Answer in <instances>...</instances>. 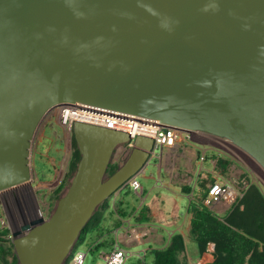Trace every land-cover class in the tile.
Instances as JSON below:
<instances>
[{
    "label": "water",
    "instance_id": "95a60500",
    "mask_svg": "<svg viewBox=\"0 0 264 264\" xmlns=\"http://www.w3.org/2000/svg\"><path fill=\"white\" fill-rule=\"evenodd\" d=\"M54 107L223 138L264 170V0H0V192L30 181V143ZM72 130L84 146L73 185L50 220L11 232L18 264H61L156 150L137 135L105 178L132 137Z\"/></svg>",
    "mask_w": 264,
    "mask_h": 264
},
{
    "label": "rangeland",
    "instance_id": "374dc122",
    "mask_svg": "<svg viewBox=\"0 0 264 264\" xmlns=\"http://www.w3.org/2000/svg\"><path fill=\"white\" fill-rule=\"evenodd\" d=\"M68 110L72 109L54 107L43 116L38 124L29 148L28 163L31 175L30 181L0 192V228L7 229L10 235L11 232L18 230L23 224L31 220L38 218H42L45 222L50 220L58 207L59 201L68 193L73 185L79 164L76 170L71 173L70 163L73 154L71 139L74 121L71 120L67 112H65ZM80 112L95 114V112L90 111ZM98 119L102 120L103 116ZM111 120L114 121L113 119ZM152 133H149L147 136H151ZM127 134L131 136L129 132ZM190 137L192 142L190 141L188 143L193 147H196V144H194L195 142L202 146L217 148L220 151L219 154L230 162L232 166L225 173V178L229 180L243 179L248 184H255L264 193V170L248 154L234 148H229L227 150L226 146L223 145L224 142L206 134L193 133ZM79 146L82 151L84 147L83 144L80 143ZM133 146L134 142L117 145L111 153L109 164H116L118 167L122 166L127 160ZM160 153L161 151L159 149L155 150L154 154L156 159L151 160V162L136 175L137 182L145 192L142 197L144 198V202H149L152 197L166 192L161 181L158 180V169L154 165L155 162L158 161ZM68 175L70 176L67 178ZM107 177L106 175L105 178ZM59 185H62V188L58 195H55L54 191ZM129 189L130 191L127 193L121 189L109 200V205H112L113 202L117 200L119 194H122V198L126 197V200H132L133 203L125 201L127 205L124 208L121 207V210H126L124 211L127 214L126 216H129L141 201V197L137 196L132 191L131 187ZM210 209L218 214L220 213L217 208L213 209L212 207ZM116 220L117 216L111 209L106 211L104 213V220L101 224L103 232L109 234L113 229V222ZM96 234V232H91L87 236L86 242L77 248V250L87 254L84 264H96L99 260V252L104 251L98 250L95 252H88L90 243L96 239ZM186 240L188 245L192 242L189 237ZM127 251L133 254L128 260V264H130L137 258V253L132 252V250ZM70 253L69 251L67 255ZM138 255L140 259L144 257L143 252H138ZM65 259L61 264H64ZM180 261L181 264H188L186 256L180 257ZM69 264H72L71 260Z\"/></svg>",
    "mask_w": 264,
    "mask_h": 264
},
{
    "label": "trees",
    "instance_id": "16d2710c",
    "mask_svg": "<svg viewBox=\"0 0 264 264\" xmlns=\"http://www.w3.org/2000/svg\"><path fill=\"white\" fill-rule=\"evenodd\" d=\"M71 148L73 149L70 163L72 173L82 158V151L74 134L71 139ZM229 165L228 160L217 159L216 168L222 175L227 172ZM117 169L118 165L109 164L106 175L111 176ZM212 181V176L209 174L198 181L197 193L188 206V213L191 216L190 233L196 243L198 255L201 256L207 246L212 244L213 261L208 264H264V193L255 184H249L243 191L242 197L230 205L225 215L220 217L203 204L208 185ZM61 188L62 185H59L54 191L55 195H58ZM129 188L128 185H125L122 190L127 193L130 191ZM111 197L99 205L84 225L64 264H69L70 256L72 257L77 248L86 242L87 236L91 232L97 233L96 239L90 243L91 251L108 250L114 245V240L109 238L112 230L107 234L101 227L104 213L111 209L119 219L125 218L127 214L120 209L123 201L122 196L119 194L117 200L109 205ZM147 214L148 208L142 206L134 218V222L137 224L147 223ZM117 226L114 222L113 228ZM185 249L183 236L174 234L166 247L149 249L142 259L137 257L130 264H181L180 257L185 253ZM0 264H18L10 233L7 229L1 228Z\"/></svg>",
    "mask_w": 264,
    "mask_h": 264
},
{
    "label": "crops",
    "instance_id": "0c3cea01",
    "mask_svg": "<svg viewBox=\"0 0 264 264\" xmlns=\"http://www.w3.org/2000/svg\"><path fill=\"white\" fill-rule=\"evenodd\" d=\"M194 144L196 147L188 142L178 141L174 146L156 149H159L161 153L154 165L158 169V180L161 181L166 192L152 197L149 202H144L142 198L145 193L142 187L140 192L135 193L141 197V201L129 216L120 219L117 217L115 223L118 226L112 229L109 236L114 240V245L117 244L126 251L132 250L138 254V252H147L149 249H162L169 244L174 234H181L186 246L181 258L186 256L188 264H208L213 261L212 244L207 246L201 256L198 255L196 243L190 233L191 216L188 213V206L197 193L198 181L206 174L211 175L213 181L215 179L229 181L224 177L225 174L222 175L216 168L218 158L226 159L219 154L220 151L217 148L202 146L195 142ZM153 159H156L155 154L151 160ZM231 166L230 164L228 169ZM125 201L133 203L132 200H126L124 197L122 208L127 205ZM142 206L148 208V222L137 224L134 218ZM214 208L220 212L215 213L222 217L229 206L219 204ZM188 237L192 241L189 245L186 243Z\"/></svg>",
    "mask_w": 264,
    "mask_h": 264
},
{
    "label": "built area",
    "instance_id": "2783aa9c",
    "mask_svg": "<svg viewBox=\"0 0 264 264\" xmlns=\"http://www.w3.org/2000/svg\"><path fill=\"white\" fill-rule=\"evenodd\" d=\"M110 119L112 118H107V120L111 121ZM196 133H199V132H196ZM191 134L193 133L183 134V133H177L174 131H165V130H161L158 128H153V133L149 137L153 138L154 145L157 149V148H162V147L174 146L176 145L178 141L190 142ZM201 134L204 135V133H201ZM209 136L214 137L211 135ZM131 137H132V141H130V143L134 142V139L136 136L131 135ZM214 138L219 141L224 142L223 145L226 146L227 150L229 148L239 149L229 140L218 138V137H214ZM126 185L131 187L134 193H138L141 191V186L137 182L135 177L130 179ZM248 185L249 184L243 179H233L229 181L215 179L208 186L207 195L205 196L203 200V204L208 208H212L219 204L230 206L233 203H235L239 198L242 197L243 191ZM89 251H91V248L88 249V252ZM86 255H87L86 253L80 250H76L72 254V257H71L72 264H84L86 260ZM132 255L133 254L126 251L124 248L115 244L110 249L99 252V255H98L99 260L96 264H128V260ZM144 255H145V252H143V256ZM137 257L140 258L138 254H137Z\"/></svg>",
    "mask_w": 264,
    "mask_h": 264
},
{
    "label": "bare ground",
    "instance_id": "6f19581e",
    "mask_svg": "<svg viewBox=\"0 0 264 264\" xmlns=\"http://www.w3.org/2000/svg\"><path fill=\"white\" fill-rule=\"evenodd\" d=\"M67 112L68 116L71 118V120L73 121H81V122H85V123H89V124H93V125H98V126H102V127H106L108 129H113V130H117V131H122L124 133H131V135H145L147 136L149 133L153 132V128L148 127V126H140L138 124L132 125L130 123L127 122H117V121H109L107 120L108 117L104 116L100 111L99 113H86V112H80V111H76V110H68L65 111ZM103 119L99 120L98 118H102Z\"/></svg>",
    "mask_w": 264,
    "mask_h": 264
}]
</instances>
